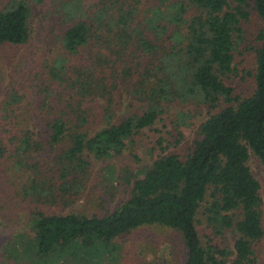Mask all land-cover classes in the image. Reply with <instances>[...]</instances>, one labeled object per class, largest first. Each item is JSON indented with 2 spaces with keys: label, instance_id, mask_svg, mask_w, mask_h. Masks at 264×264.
<instances>
[{
  "label": "trees",
  "instance_id": "trees-1",
  "mask_svg": "<svg viewBox=\"0 0 264 264\" xmlns=\"http://www.w3.org/2000/svg\"><path fill=\"white\" fill-rule=\"evenodd\" d=\"M30 1L6 0L0 9V46L29 41ZM152 1L141 20L137 3L129 0H100L92 17L78 0L61 6L71 11L68 19L62 13L71 23L61 35L66 54L77 56L92 43L98 51L80 56L71 70L64 65L70 61L60 59L50 71L56 82L66 84L69 100L53 106L51 125L41 133H48L46 144L26 136L11 153V160L19 154L28 164L17 161L31 172L28 194L35 202L71 205L90 177L85 154L97 159L123 154L135 135L160 120L166 104L195 100L217 112L199 127L186 160L170 154L140 176L125 175L130 197L113 212L100 216L36 210L31 234H16L4 250L8 261L101 264L107 254L116 260L114 240L157 225L181 234L186 251L181 264H259L254 245L264 239V200L248 163L255 155L264 168V0H251L252 5L236 0L235 6L232 0ZM190 6L199 14L187 23ZM252 6L263 20L255 87L250 96L239 98L224 78L236 72L234 37L243 32ZM118 80L126 84L132 101L146 104L142 114L117 120L120 103L112 92ZM45 151L50 162L44 171L32 155ZM6 152L0 148V156ZM201 223L218 237L230 231L233 248L203 243Z\"/></svg>",
  "mask_w": 264,
  "mask_h": 264
},
{
  "label": "rangeland",
  "instance_id": "rangeland-1",
  "mask_svg": "<svg viewBox=\"0 0 264 264\" xmlns=\"http://www.w3.org/2000/svg\"><path fill=\"white\" fill-rule=\"evenodd\" d=\"M38 1H30L32 21L29 41L19 46L11 44L0 46V148L7 151L4 156H0V264H16L11 260L8 261V252L5 255L4 250L16 234H31L29 224L36 210L100 216L113 212L130 197L132 188L122 179L125 175L132 172L135 176H140L143 169L152 166L160 157L170 154L186 160L194 142L198 139L199 127L217 112L207 106L199 105L195 100L189 103L166 104L165 113L160 120L152 128L135 135L123 154L107 159H97L90 153L85 154L90 162L87 171L90 172V177L85 182L78 199L71 205L35 202L27 192L31 172L18 167L17 161H21V165L25 167H28V164L22 163L23 156L19 154L11 160V153L14 148L16 152L26 136L32 138V143L37 141L42 145L46 144L48 133L45 132L44 135L41 133L51 125L53 106L58 101L64 104L69 100L66 84H59L50 74V71L58 66L56 62L60 59H68L70 62L64 65L67 70H71L73 66L79 65L80 56L87 58L89 53L98 51L94 43L82 49L77 56L66 54L63 48L61 35L71 24L65 21L70 17L71 11L68 8L62 10L61 6L74 0ZM129 1L133 4L137 3L140 11L138 20H141L146 9L154 4L152 0ZM78 2L87 11V15L92 17L100 0H78ZM231 2L234 6L238 5L236 0ZM249 2L252 5V1ZM6 3V0H0V9ZM249 11V19L242 23L243 32L239 35L235 34L234 37L236 72L224 78L225 84L231 87L234 96L239 98L248 97L254 91L257 70L255 51L259 47L258 35L263 28V20L253 6L249 7ZM198 14L196 9L190 6L186 15L187 23ZM75 22L77 20L73 23ZM69 76L76 77L75 74ZM117 84L112 92L115 101L120 103L117 106L118 109L120 108L117 120L131 114H142L147 107L146 104L136 99L132 101L123 80H118ZM113 86L114 84L110 89ZM221 106L223 107L224 104ZM100 128L102 126L96 127L93 131ZM48 155L46 151L35 152L32 155V162H39L45 171L47 162H50ZM248 165L261 184V195L264 200V168L255 155H251ZM198 231L203 243L213 242L230 248L234 246L235 238L230 231L223 237H218L204 223L198 225ZM112 244L119 248L117 254L113 253L116 260L109 259L107 254L101 264H151L152 262L181 264L186 257L181 234L163 226L155 225L134 230L117 238ZM254 250L259 264H264V239L254 245ZM53 264H62V262H57L56 259Z\"/></svg>",
  "mask_w": 264,
  "mask_h": 264
}]
</instances>
